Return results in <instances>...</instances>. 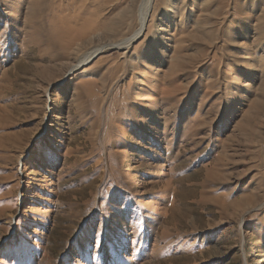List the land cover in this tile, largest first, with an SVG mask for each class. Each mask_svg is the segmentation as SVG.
<instances>
[{
	"label": "rangeland",
	"instance_id": "obj_1",
	"mask_svg": "<svg viewBox=\"0 0 264 264\" xmlns=\"http://www.w3.org/2000/svg\"><path fill=\"white\" fill-rule=\"evenodd\" d=\"M44 1L0 0V264H264V0H154L64 80L134 0Z\"/></svg>",
	"mask_w": 264,
	"mask_h": 264
},
{
	"label": "bare ground",
	"instance_id": "obj_2",
	"mask_svg": "<svg viewBox=\"0 0 264 264\" xmlns=\"http://www.w3.org/2000/svg\"><path fill=\"white\" fill-rule=\"evenodd\" d=\"M44 4H45L44 0H32L30 5L28 6V8L26 7L27 8L26 11L28 13L27 16H28L30 21L33 22V20L42 18L40 15V10ZM153 8H154V0H134V4L131 6L129 11H131V13H132V11H134L136 13V15H137V27L135 28V30L132 32V34L129 37L124 38V39H119V38H116L112 35H108L107 32H101L100 30H97L95 25H94V22L91 20L86 22L84 24V26L82 25V28H79L78 30H76L75 33L81 37L82 35H86V34H89L90 32H93V34H92L93 41L92 42L90 41L91 43L81 51H78L77 50L78 48L74 49V51L72 53L70 52L71 54L68 56V59L66 61H63V62H60L59 64H57V67L59 68V70L64 72L63 80L65 78H67L68 76L76 73L78 70L82 69L84 66H87L92 59H94L96 56H98L99 54H101L107 50H113L114 49L116 51H121L122 52L121 54H126V50H127L128 46H130V44H132L133 42L138 40L143 35V33L145 32V30L148 26V22H149L151 13L153 11ZM201 16L203 17L204 15H201ZM63 22L64 21L58 17H56L53 20L52 28L50 30L51 34L48 36L43 35V37L46 36L42 40V42L45 46L50 47L51 49L60 50L62 45L65 46V44H66L67 47L72 45V40L74 42L73 38H71L72 39L71 41L70 40H64V42L57 40L58 38L56 39V37H58V36L62 37L64 32L72 31L71 28L65 29L62 26ZM105 30H108V29L105 28ZM102 31H103V29H102ZM34 32H39V33L44 34V29L42 30L40 27H36ZM74 37H75V34H74ZM79 41H81V40H79ZM71 50H73V49H71ZM40 136H41V133L37 137H40Z\"/></svg>",
	"mask_w": 264,
	"mask_h": 264
}]
</instances>
